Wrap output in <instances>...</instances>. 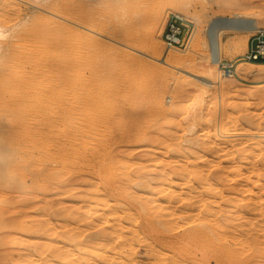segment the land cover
Segmentation results:
<instances>
[{
    "label": "rangeland",
    "instance_id": "obj_1",
    "mask_svg": "<svg viewBox=\"0 0 264 264\" xmlns=\"http://www.w3.org/2000/svg\"><path fill=\"white\" fill-rule=\"evenodd\" d=\"M5 2L7 4L3 5ZM0 7V23H2V29L5 34H3L4 36H0V72L2 74V77L0 75V80L3 82V85H8L9 88L8 91V88L4 85L2 88H4L5 91L2 90V83H0V94L2 92L0 95L2 97H0L2 99V101L0 100V120H2L3 115L7 116L8 114L5 124V117L0 124V140L3 141L2 145V142L0 143L2 146L0 148H3L0 149L1 154L2 152L7 154L4 148L5 145L10 144V141L12 142L13 139H15V130L12 128H10L11 130L9 129V127L12 126V124H9V122L11 123L9 118L12 119V114L17 115V113H20L24 108L21 113L24 115H27L28 113L30 117L35 116V118L33 117L28 120L31 127H42L46 125L50 116L52 117L54 114V117L63 111L62 106L56 104L57 102L54 103L59 97L54 91L57 90L60 95L58 88L60 89L61 86V90L66 88L64 91H66L67 95H63L64 91H62L61 98L62 95L67 98L72 91L71 89H73L76 82H78L75 77H78L79 75L78 79L81 81L83 78L84 80L86 78L88 79L91 77V74L94 75V73H96L98 67L96 65L98 64V61L96 62L95 59L97 58L100 67L102 66L106 68L109 67V65L110 68L112 67L111 70H109L110 68L107 70L109 73L104 70L105 72L101 74L104 76L103 79L99 76V80H96L98 84L100 83V87L102 84V87L104 88L103 85L105 84V88L110 90L111 86H113L112 90L115 89V91L116 87L117 91L123 88H131L127 93L132 97L130 98V103L128 105L129 109L127 110L125 107L126 110H121L124 115L118 118L119 121L117 120V124H120L121 126L127 125L128 118H126L125 111H128L127 114L133 113L132 115L135 116L136 120L128 124L129 126L134 127L135 132L130 140L127 142L125 141L126 139L124 142H102V146L100 143L103 140L101 136L104 132L102 130L103 134L102 132L100 133L101 130L99 128H103L105 123L100 120H95V125L98 126V122L100 125L97 129L98 131H95L98 136L95 132L93 135L85 133L86 130L83 126L84 132H82L81 129V137L76 143L82 148L84 153L86 152L87 156L89 155L88 157L90 159H87L86 161L88 164H82V162L78 163L79 166L71 164L69 165V173L67 172L68 168L66 169L67 174L65 171L64 174L60 169L55 170L56 172L54 174L57 173V175L55 177L54 174H52L51 177L53 178L54 176V178L50 180L48 179V176L46 177V175L43 174L45 170L47 171L49 166H56V163L58 162L57 160H53L49 154H43L42 148H35L36 146L32 148V159L29 157V164H27L29 166L30 163L32 164L31 173L29 171L30 174L25 173L26 169L23 165L26 162L23 160V155L20 153L21 151H16L18 153L15 152L18 165H22L21 167L24 169L19 167L18 170L20 169V171L16 170V172L18 171V175L16 172L14 173L16 181L15 187H17H14V191L16 192H13V198H15V203L13 202V205L12 203L7 204L6 202L7 197L9 196L8 194H10V187H4V189H7L6 194L4 189L2 192L0 191V202L2 201V204H0V210L3 215L2 217L5 215L7 218H5L6 223L3 222L2 226L0 225V264H43L45 260H48V264H85L86 261L84 254L88 253V251H92L87 250L88 245L89 249H91L93 245L92 249L95 250L97 247L101 246L100 244L105 245L106 242L108 244L111 242L115 247L111 244H106V246H109L110 248H112V246L113 248H118L123 242L121 241L122 236L119 237V235L122 234H120V231H124L127 226L130 230L126 229L125 231L129 232H123L127 235V241H124L131 242L132 240L134 246L133 244L131 246V243L130 245L126 243V247L131 246L130 251L129 247L126 248V254L134 252L135 256L133 255L132 257L131 255V257H129V254H127L129 258L126 256V264H129L133 260H135V264H172L173 259L174 261L177 260L175 257L178 258L177 264H236V262L237 264H264V257L261 256V258H258L259 255L257 253L254 254L251 252L250 254L249 250H247L249 254L246 251L245 254L240 251V254L243 253L244 256L241 257L240 254L238 256L237 250L239 252L242 246L239 245L238 247V244L240 243H238L237 240H239V238L235 239V237H231V235L239 237L242 232L247 233V231L249 232L254 226L255 229L258 230V237L261 236V238L264 239V235L262 236L264 230L259 233V228L262 229L264 223V214H260L264 212V176H262L263 179H259V176L257 177V172L259 173V171L264 174L263 166V170L258 171L257 169V167L262 168L261 164H264L261 162L262 159H260V156L264 155V64L256 65L240 58L247 49L251 32L222 28L219 34L221 58L217 64L212 63L211 61L208 40L210 37L207 36V27L210 25L211 21L218 16L227 19L234 16H241L248 19L258 20L260 28H264V0H0ZM158 11H162L163 13L160 20V27L155 36L156 38H150L148 34V23L141 21V18H143V16L145 17L147 14V16L150 14L155 15ZM172 13L182 14L194 24L195 29L192 43L187 50L169 48L162 38V32L167 18ZM36 19L40 21H37ZM42 24H44L46 28H43L44 25L42 26ZM31 27L33 29H30ZM48 27H51V29ZM33 32H35V35L38 34V36H36L38 38L35 37L34 39ZM39 32L42 35H45L44 37L42 36L44 43L42 42L43 45L41 46V49L43 53L38 50L42 41V39H39L41 38ZM31 35L33 36V40ZM125 35V38L122 37ZM47 37L48 39L46 40L45 38ZM28 38L30 39L31 44H27ZM50 38L52 39L51 44ZM48 40H50V42ZM54 40L56 41V45ZM61 40L65 45L61 43L59 48L58 44H60L59 41ZM68 40L71 42H68ZM155 41L162 43V46L155 48ZM15 42L17 43L15 44ZM73 42L74 45H76L77 42L80 43L77 44L78 46H71ZM19 43H21V45ZM24 44L26 45L25 47ZM44 45L45 48L47 46L46 49L44 48ZM19 46L20 49H18ZM70 46L73 47V49L70 48ZM26 47L28 50L26 49V52H24ZM34 47L35 49H38L34 50ZM29 48H32L33 50V52L32 50L30 51V57L29 54H27V52L29 53ZM48 48H51L50 51L52 53L49 52ZM61 48L64 52L66 51L64 55L61 52ZM69 48L70 50L72 49L73 53L79 48L83 50V52H81V50L77 51L79 53L81 52V54L83 53L82 55H79L78 53L80 56L79 61L81 59L79 65L82 64L81 62H83V64L81 67H78L79 71L77 72V75L75 74V69L77 71V68L68 64L63 66V63L60 62H64V60L67 59L66 56L69 53ZM56 49H58V51L60 49V53H58V51L55 53ZM12 50L14 51L12 52ZM16 50H18V54L20 53V56L18 55L19 57L23 56L22 59L11 56L12 60L8 63L10 59L9 53L11 54L12 52L13 55ZM43 50H45V52ZM46 52L48 56L46 54L44 55ZM17 53H15V55ZM39 53H41V57ZM7 54L9 59L6 58ZM90 54L91 57H89ZM168 54H174L182 58L185 57L184 62L177 67H171L161 63L159 59ZM35 55H37L36 57L38 60L34 59L36 58ZM42 55L45 57L47 56L46 58L43 57L45 63L42 62ZM54 56L58 58H55ZM86 56L88 58H86ZM27 57L31 58V60L27 59ZM39 57L41 59H39ZM92 57L95 58V64H93ZM52 58L55 60L54 62L52 61ZM63 58L64 60H62ZM91 58L92 62L90 63ZM14 59L16 60L14 61ZM32 59L40 61L38 66L37 63L34 62L35 66L38 67V70L40 69V71H38L31 63L33 62ZM19 60L23 61L21 64L25 65V71H23V67H20L21 64ZM45 60L49 62H46ZM228 60H238L236 62V71L232 76L223 74L219 65L220 62H226ZM12 61L15 64H18V66H14L13 63V66L17 68H14L13 66L11 67L10 64H12ZM16 61H19V63ZM111 61L113 63H111ZM25 62H27V65ZM29 63L30 65H28ZM51 64H53V68L51 67L50 70L49 66H51ZM41 66H44V69ZM58 66L61 70L56 69ZM62 66L67 67L69 71L72 66V72L74 71V73H69L65 68L62 69ZM93 66H95L96 71H94ZM31 67L34 68L33 70L36 69L35 72L33 71V73H31ZM45 67L48 68L46 69ZM239 67H241V69L237 70ZM41 68L46 74L42 72ZM53 69H55V71H53ZM11 70L14 71L12 72ZM62 70L64 71L65 76L63 75ZM80 70L82 71L80 72ZM2 72H4L5 75H3ZM19 72L20 74H18ZM48 72H51V74ZM21 73H25V75L29 74L26 75V77H23L24 74L22 75ZM47 73L49 76H47ZM55 73L60 75H56ZM68 73L72 74V76L75 75L74 77H69L70 75H68ZM81 73L83 74L82 77L80 76ZM8 75H12L11 78H9ZM34 75L37 76V79H35L36 77ZM38 75H40V77ZM109 75L110 77H113H111L112 81L110 80ZM4 76H7L6 81ZM14 76L16 77L15 80ZM94 76H96V74ZM22 77L23 79L26 78V83L23 85L22 83L20 84V81H24ZM38 77L40 79H38ZM41 78L43 82L41 81ZM50 78L54 79V81L52 82ZM208 78L211 80H208ZM47 79L52 83L50 89H48V85L50 84L47 82ZM59 79L63 82L69 79L73 83L71 82L68 87L69 83L67 84V81L64 84L60 82ZM75 79L77 81H75ZM89 79H92V77ZM100 79L103 80L101 81L102 83L100 82ZM13 80L14 84L12 83ZM16 80L18 85H15V83H17ZM33 80L35 84L33 83ZM110 81L111 83L114 81L112 84H115L116 86L112 85ZM29 82L31 86L29 85ZM44 83L48 84L47 86L45 84L47 87L46 91ZM56 83L58 87H56ZM107 84L108 86H106ZM19 85L22 87L21 89H23V92H21L22 90ZM127 85L130 86L127 87ZM25 86L29 87V89L27 88L28 92L24 89ZM32 86L33 91L31 90ZM71 86L73 88H71ZM12 89L13 92H11ZM51 90L53 91L52 94ZM9 92L12 93V97L10 94L12 101L10 99H8V101L6 100L7 97L9 98ZM18 92L23 94V96L25 94V96L23 97ZM156 92H159L158 96L164 103L163 108L155 107L154 95ZM30 93L31 97L33 96L32 99ZM3 94L5 95L4 97ZM37 94L38 97L36 96ZM49 94L52 95L51 97L54 96L57 99L53 98L54 106L51 108L46 102V98L50 97ZM16 96L18 97L16 98ZM38 98L39 100H42L39 102ZM3 100H5L6 106H8L10 102V107L8 106L9 112L7 111L6 115L4 114V111L7 107L3 104ZM17 102H19L18 105ZM20 102L22 107L24 106L23 108L21 105L19 106ZM44 103H46V105H44ZM12 104L13 106H11ZM26 104L29 105L28 108L26 107ZM36 104L38 108L35 107ZM16 107L18 111L16 110ZM19 107H21L20 110ZM91 107L92 105L82 104L79 108V112L82 109L80 116L82 115L86 117L85 115L87 111H89L87 116H90L89 114L93 112L90 110ZM12 108H14L15 111ZM34 108L35 114L33 112ZM39 108H43V110ZM48 109L50 111L49 115H47ZM40 111H42L43 115L37 113ZM121 111L118 114H121ZM81 119H83V117ZM7 120L9 121L8 126L6 125ZM31 120L33 123L30 122ZM44 120H46V123L43 124ZM83 121H85V119H83ZM83 121L81 120V122ZM2 125L5 126V133L7 131L6 129L10 130L9 135L8 133L4 134ZM139 126L141 129H144H142L141 134L137 133V127L139 128ZM11 132L14 134H12V140L10 139ZM5 135L7 136L5 137ZM98 140L101 141L99 142ZM82 144H84L85 147ZM8 153H10V151ZM93 153L94 156H92ZM252 153H254V155ZM89 164L94 165L89 166ZM29 166H27L28 169ZM78 167L79 169H77ZM71 170H74V175H72L73 172H71ZM111 170L115 174V178L117 179L118 177V179H120V181L117 179L120 186H123L120 184L122 181L126 183V187L128 186L126 192L128 193L129 191L128 194L122 192L115 186L114 188L112 187L114 184L113 182L116 179L112 175ZM120 170L124 173L125 177L126 174L130 175V178L127 175V180L130 179L129 181L131 182H127L124 177H119V174L120 176L122 175ZM21 172L25 173V176L21 175ZM109 172L111 173L112 178H114L113 181L111 176H108ZM45 174H48V172ZM58 174H62L63 176H59ZM168 176L169 178L167 179ZM187 179L191 181L193 185H191V182ZM134 181L137 182L135 183ZM132 182L134 183L131 184ZM48 183L50 185H48ZM134 185H136V187ZM129 187H131V193ZM136 191L138 193H136ZM100 193L102 195H100ZM117 194H119L121 198L118 197ZM259 195L263 197V200L258 202L260 199ZM100 196L101 199L103 198V203L100 201ZM257 196H259V198ZM256 199L258 202V210L256 209L246 212L243 207L244 203L247 204L252 201L256 202ZM105 200H107L106 203ZM196 201H200L199 203H201V207L197 206L199 203ZM111 202H115V205L111 204ZM232 202H234L236 206ZM102 204H106V207ZM188 204H190V207ZM109 206L112 207V210L108 209ZM169 208L170 210H168ZM115 212L117 213V216ZM241 213H243L242 217ZM248 214L250 224H248V221H246L247 218L244 216ZM113 215L114 217H112ZM216 215H218L217 220ZM260 215H262V220L257 218L258 220L256 222V216L260 217ZM97 216L99 217V220ZM162 216L166 221L163 220ZM195 216L198 219H196ZM205 216H207L206 219ZM115 218L117 222L113 220ZM185 218L189 222H194H188L187 226ZM251 218L254 219V221L251 220ZM157 219L160 221L159 225ZM183 220L185 221V226ZM88 221L89 223H87ZM90 221L93 222V224H91L94 225V229L90 228ZM120 221L121 223L118 225V222ZM258 221H260V223ZM253 222L254 224L252 225ZM86 223L87 226H85ZM205 223L206 228H204ZM210 223L212 224V227H208L210 226ZM198 224L199 226H197ZM201 224L202 227H200ZM246 224L248 226H246ZM242 225H245L247 228L245 226L243 228ZM76 226L80 227L79 231ZM84 226L85 230L83 229ZM120 226L125 227L124 229H121ZM150 226H152L153 229L152 234ZM219 226L221 230L223 229L222 231L224 234H222ZM199 228L201 230L200 233L204 232L206 236L203 237L202 241H198V243L197 241L191 242V240H193L192 238L199 233ZM214 228L217 229V232ZM114 229H116V231ZM231 229H236V231H230ZM242 229L244 230L242 231ZM255 229L252 230L255 231ZM80 230H82V232ZM191 231H193V233H191ZM77 232L81 233V238L83 237V240L86 237L84 240L85 243L80 240V236H78L80 233L78 234ZM233 232L235 233L233 234ZM236 232H238V235ZM72 233H74L75 239L71 238L70 235H72ZM114 233H118V237L113 235ZM208 234L210 235L208 236ZM225 235H227L226 239L223 238ZM67 236H69V238ZM76 236H78V240L76 239ZM141 236H143V238ZM220 236L222 237L221 239H219ZM93 237L95 238V241ZM115 237H117V239ZM90 238L92 240H90ZM261 238H259L260 241H263ZM74 240H77L76 243ZM98 241L100 244H98ZM88 242L90 243L88 244ZM149 242L150 245H148ZM56 243H60L61 248L58 247L60 250L55 251V253L54 246H57ZM117 243L119 244L117 245ZM135 246L136 248L134 251L133 248ZM53 247L54 249L52 250ZM147 247L154 248V251H152V249L151 252L149 250V252L145 251L149 249ZM50 250H52L51 254L49 252ZM77 252H79V254H76ZM143 252H147V255L143 254ZM165 252L166 254H164ZM232 252L234 253V257ZM66 253H69V255ZM187 253L189 255H187ZM75 255L78 256L75 257ZM142 255H145V257ZM108 256L96 258V260L92 261V264L96 261L97 264H119L117 260L112 259L114 256ZM203 256H207L204 258L206 262L202 260ZM153 258H157V260H154ZM183 258L186 259L184 260ZM60 259L63 261H60ZM138 259L142 262H138ZM149 259L151 260L149 261ZM77 260L79 261L77 262ZM134 263L132 262V264Z\"/></svg>",
    "mask_w": 264,
    "mask_h": 264
},
{
    "label": "bare ground",
    "instance_id": "obj_2",
    "mask_svg": "<svg viewBox=\"0 0 264 264\" xmlns=\"http://www.w3.org/2000/svg\"><path fill=\"white\" fill-rule=\"evenodd\" d=\"M7 3L5 2V4L3 3V5H6ZM10 7V6H9ZM0 9H1V7H0ZM3 9V8H2ZM70 10V9H69ZM14 12V11H13ZM17 12V11H16ZM1 13H2V10H1ZM164 13H165V10H164ZM17 14V13H16ZM162 11H158V12H156V14L154 15V14H150L149 16H143V18H141V21H144V22H146V23H148L147 24V26H149V29H148V27H147V29H148V34H149V37L150 38H154L155 36H156V34L158 33V29H159V27H160V20H161V18H162ZM5 17V16H4ZM13 17V16H12ZM41 18V17H40ZM79 19V18H78ZM91 19V18H90ZM10 20H12V19H10ZM37 21H40V20H38V19H36ZM43 20V19H42ZM80 20H81V18H80ZM47 21V20H46ZM83 21V20H82ZM85 21V20H84ZM96 21V20H95ZM140 21V22H141ZM144 22H143V24H144ZM41 23H42V21H41ZM40 23V24H41ZM44 24H42V26H43ZM47 26V25H46ZM94 26V25H93ZM131 26H132V24H131ZM38 27V26H37ZM54 27V26H53ZM56 27V26H55ZM43 28H46L45 27V25H44V27ZM48 28H50L51 29V27H48ZM63 28V27H62ZM68 28V27H67ZM208 29H207V36H209L210 38L208 39L209 40V48H210V58H211V61H212V63H215V64H217L219 61H220V58H221V45H220V38H219V34H220V30L222 29V28H227V29H233V30H245V31H247V32H252V31H255V30H257V29H259L260 28V23L258 22V20H254V19H248V18H246V17H241V16H234V17H231V18H223L222 16H218L216 19H214L213 21H211V23H210V25L207 27ZM30 29H33L32 27L30 28ZM37 29V28H36ZM36 29H34V30H36ZM27 30H28V28H27ZM38 30V29H37ZM57 30V29H56ZM44 31V30H43ZM36 32V31H35ZM35 32H33L34 33V39H35V37L36 36H38V34L37 35H35ZM40 32H41V30H40ZM39 32V34H40V36H41V38H39V39H42V41H41V45L40 44H38V45H40V47H39V49L38 48H36V49H38L39 50V52H42V49H41V46L43 45L42 44V42H43V37L45 36V35H42L41 33ZM56 32V31H55ZM37 33V32H36ZM50 33V32H49ZM122 33H123V31H122ZM4 34V30L2 29V23H0V36H2ZM24 34V33H23ZM57 34V33H56ZM62 34V33H61ZM145 34H146V31H145ZM5 35V34H4ZM3 35V36H4ZM21 35V34H20ZM29 36V35H28ZM32 36V35H31ZM43 36V37H42ZM47 36V35H46ZM49 36H51V35H49ZM63 36V35H62ZM118 36V35H117ZM132 36H133V32H132ZM23 37V36H22ZM30 37V36H29ZM52 37H53V34H52ZM56 37H57V35H56ZM122 37H126V35L125 36H122ZM128 37V36H127ZM25 38V37H24ZM36 38H38V37H36ZM130 38V37H129ZM132 38V37H131ZM156 38V37H155ZM158 38V37H157ZM19 39H21V38H19ZM46 40L48 39V37L47 38H45ZM51 39V38H50ZM92 39H94V38H92ZM18 40V39H17ZM17 40H15V41H17ZM32 40H33V36H32ZM77 40V39H76ZM84 40V39H83ZM121 40V39H120ZM124 40V39H123ZM162 40V39H161ZM45 41V40H44ZM49 42H50V40H48ZM55 41V40H54ZM62 41V40H61ZM61 41H59L60 42V44H58V47L60 48V45H61V43H63V41L61 42ZM70 40H68V42H69ZM81 41H82V39H81ZM24 42V41H23ZM26 42H27V40H26ZM71 42V41H70ZM74 42H76V41H74ZM74 42H73V44H71V46H73L74 45ZM14 43V42H13ZM12 43V44H13ZM17 42H15V44H16ZM31 44V42H30V39L28 38V42H27V44ZM33 43H34V41H33ZM38 43H40V42H38ZM44 43V42H43ZM47 43V42H46ZM52 43V39H51V42H50V44ZM65 43H66V41H65ZM78 43H80V42H77L76 43V45H74V46H78L77 44ZM153 43H154V41H153ZM20 45H21V43H19ZM35 44V43H34ZM37 44V43H36ZM64 44V43H63ZM92 44H93V42H92ZM92 44H90V45H92ZM95 44V43H94ZM38 45H37V47H38ZM53 45V44H52ZM55 45H56V41H55ZM65 45V44H64ZM68 45V44H67ZM69 45H70V43H69ZM22 46H23V44H22ZM21 46V47H22ZM26 45L24 44V47H25ZM29 46V45H28ZM70 46V48H72L73 49V47H71ZM84 46V45H83ZM154 46H155V48H158V47H161L162 46V43H160V42H156L155 41V44H154ZM11 47V46H10ZM49 47V46H48ZM65 47V46H64ZM63 47V48H64ZM68 47V46H67ZM80 47V46H79ZM93 47V46H92ZM33 48V47H32ZM32 48L30 49L29 48V53L27 52V54H29V57H30V51L32 50ZM44 48H45V45H44ZM46 48H47V46H46ZM45 48V49H46ZM53 48H54V46H53ZM52 48V49H53ZM56 48V47H55ZM70 48H69V53H68V55L66 56L67 57V59L66 60H64V58L62 59V60H64V62H62V61H60L61 63H63V66L64 65H66V64H68V65H73V67H75V68H77V71H76V69H75V74L77 75V72L79 71L78 70V67L80 66L81 67V65L83 64V62H81L82 64L81 65H79L80 64V61H81V59H80V61H79V58H80V54H81V52H83V50L81 49V48H79V49H77V50H75L74 52L75 53H73V51H72V49L70 50ZM163 48V47H162ZM18 49H20V46L18 47ZM23 49V48H22ZM26 49H27V47L25 48V51L24 52H26ZM35 49V47H34V50H36ZM40 49H41V51H40ZM49 49V48H48ZM85 49V48H84ZM87 49V48H86ZM90 49V48H89ZM28 50V49H27ZM51 50V48L49 49V52H51L50 51ZM79 50H81V52L79 53V52H77V51H79ZM94 50V49H93ZM14 50H12V52H13ZM17 51L18 50H16L15 51V53H17ZM20 51V50H19ZM44 52H45V50H43ZM48 51V50H47ZM56 51H58V49H56L55 50V53H56ZM120 51V50H119ZM12 52H11V54L9 53V57H10V59H9V57H8V54H7V57L6 58H8L9 59V61H8V63H10V61L12 60V58H11V56L12 57H16V58H21L22 59V57H19L20 55V53L18 54H16L15 55V53H13V55H12ZM32 52H33V50H32ZM49 52H48V54H49ZM61 52H62V54L64 55L65 54V52H64V50H62V48H61ZM86 52V51H85ZM125 52V51H124ZM37 53V52H36ZM43 53V52H42ZM52 53V52H51ZM50 53V54H51ZM55 53H54V55H55ZM58 53H60V49H59V51H58ZM78 53H79V55H78ZM87 53V52H86ZM21 54H23V53H21ZM26 54V55H27ZM32 54V53H31ZM40 54V57H41V53H39ZM47 55V52L46 53H44V55ZM83 54V53H82ZM81 54V55H82ZM88 54H89V52H88ZM87 54V55H88ZM94 54H95V52H94ZM175 54V53H174ZM174 54H168V55H166V56H164L163 58H160L159 59V61L161 62V63H163V64H165V65H167V66H171V67H177V66H179L180 64H182L183 62H184V58H182V57H179V56H176V55H174ZM19 55V56H18ZM96 55V54H95ZM37 55H35V57H36ZM48 56V55H47ZM46 56V57H47ZM117 56V55H116ZM29 57H27V59H29V60H31V58H29ZM32 57V56H31ZM39 57V59H41ZM43 57H45V56H43L42 55V62L43 63H45L44 61H43ZM45 57V58H46ZM55 57V56H54ZM84 57H85V55H84ZM89 57H91V54L89 55ZM124 57V56H123ZM24 58H25V56H24ZM24 58H23V60H24ZM33 58H34V56H33ZM55 58H58V57H55ZM86 58H88L87 56H86ZM93 58V57H92ZM92 58H91V60H90V63L92 62ZM95 58H96V56H95ZM95 58H93V64H95L97 61H98V64H99V60H98V58L97 59H95ZM26 59V58H25ZM34 59H36V60H38V58L36 57V58H34ZM34 59H32V61L33 62H31L34 66H35V64H34V62H36L37 63V66L39 65L38 63H40V61H35ZM50 59H51V57H50ZM61 59V58H60ZM94 59L96 60V62L94 61ZM108 59V58H107ZM107 59H106V65H107ZM16 59H14V61H15ZM46 60H48V59H46ZM45 60V61H46ZM6 61V60H5ZM5 61H4V63H5ZM20 61V60H19ZM19 61H16V62H18L19 63ZM27 61V60H26ZM52 61L54 62L55 60L52 58ZM84 61V60H83ZM46 62H49V61H46ZM52 62V63H53ZM95 62V63H94ZM104 62V61H103ZM7 63V62H6ZM8 63H7V65H8ZM13 61H12V64H10L11 65V67L13 66ZM21 63H23V61L21 60L20 61V64ZM26 63V65H27V62H25ZM55 63H57V62H55ZM105 63V62H104ZM111 63H113L112 61H111ZM253 64H256L257 62H252ZM1 64V63H0ZM32 64H31V66H32ZM42 64V63H41ZM40 64V65H41ZM96 65V66H98L97 67V71L95 70V66H93V68H94V71H96V73H94V75L96 74V76H94L93 74H91V77H92V79H89V78H91V77H89L87 80L85 79L84 80V78H83V80H81V81H79V79H78V77H79V75H78V77H75V78H77V80H78V82H76V84L74 85V88L71 86V88H73V89H71L72 91L69 93V96L67 97V98H65V96H63L64 94H66V91H64L65 89H63V90H61V87H60V89L58 88V90L60 91V95H59V93H58V91L56 92V91H54V93L56 94L57 93V95L60 97V99H59V97L56 99V97H51L52 95V90H51V94H49L50 95V97L49 98H46V102H47V104H48V106L51 108V107H53L54 106V104H53V101H54V99L53 98H55L57 101H55L54 103H56V104H58L59 106H62V108H63V111L62 112H60L59 114H57V115H55L54 117H53V115H52V117L50 116V118L48 119V117H47V119H48V121H47V123H46V120H44L43 121V124L44 123H46V125H44V126H36V127H31L30 126V124H29V119L30 118H35V116H29V114L27 113V115H24L23 113H21V112H23V110H24V106L22 107V104H21V102H20V104H19V106L21 105V107L23 108L22 109V111L19 113H17V115L16 114H12L13 116H12V119L11 118H9L10 120H11V123L7 120V126H8V122H9V124H12V126L11 127H9V129L10 128H12L13 130H15V132H14V134H15V139H13V133L11 132V140L13 139V141L11 142L10 141V144H8V145H5V150H6V153L7 154H5L4 152H2V154L0 153V191L2 192L3 191V189H4V187L5 188H7V187H10V194H8L9 196V198L7 197V200H6V202H7V204H11L12 203V205L15 203L14 202V199L15 198H13V192H16V191H14V187H15V183H16V181H15V178H14V173L16 172V170H18V168L19 167H21L22 165H18V163H17V161H16V155H15V152L16 151H21L20 153L23 155L22 157H23V160H24V162H26L24 165H23V167L26 169V171H25V173L26 174H30L31 173V163H30V166L29 165H27V164H29V157H31V155H33L32 154V148H34V146H36L35 148H42V151H43V154L45 153H47V154H49L52 158H53V160H57V162L58 163H56V166H49L48 167V169H47V171L45 170V172H44V174L43 175H46V177L48 176L49 178V180L50 179H53L54 178V176L56 177V175H57V173L56 174H54L56 171L55 170H58V169H60V170H62L63 171V173H64V171L66 172V169L68 168V170H67V172L69 173L70 172V170H69V165H71V164H73V165H77V166H79L78 165V163H81L82 162V164H85L86 163V161H87V159L89 160L90 158L87 156V154H86V152L84 153L83 152V150H82V148L81 147H79L78 145H77V143H76V141L77 140H79V138L81 137V133H80V131H81V129H82V132H84L83 131V129L85 128V130H86V132L85 133H87V134H89V135H93L94 134V132L95 131H98L97 129L100 127V125H99V122L97 123L98 124V126L97 125H95V120H100V121H102L103 123H105V125H104V127L103 128H99L101 131H100V133L102 132V130H103V132H104V134H103V132H102V138H103V140L101 141V143H100V145L102 146V142L103 143H107V142H113V141H123L124 142V140L127 142L128 140H130V138H132L133 137V135H134V127H131V126H129L128 124H130L131 122H134V121H136L135 120V116H133L132 114L133 113H129V114H127L128 113V111H125L126 109L128 110L129 109V107H128V105H129V103H130V98H132L131 97V95L130 94H127L130 90L129 89H131V88H129V89H127V88H123V89H121V90H118L117 91V87H116V91H115V89H113L112 90V87L113 86H111V89H110V86H109V89L110 90H108L107 88H105V84L103 85L104 86V88L102 87V84H101V87H100V83L98 84L97 83V81L96 80H99V78L100 77H102V79H103V75H101L102 73H104L105 71H107L109 68H110V65H109V67H106V68H104V67H100L99 65ZM117 64V63H116ZM18 66V64H15L14 63V66ZM28 65H30V63L28 64ZM44 65V64H43ZM60 65V64H59ZM105 65V64H104ZM105 65V66H106ZM114 65V64H113ZM13 66V67H14ZM20 66V65H19ZM62 66V69H64L65 68V70L67 69L68 70V68L67 67H63ZM112 66V65H111ZM118 66V65H117ZM10 67V68H11ZM20 67H23V71H25V65H22L21 64V66ZM28 67V66H27ZM36 67V66H35ZM42 67V66H41ZM51 67L53 68V64H51V66H49V68H50V70H51ZM56 67H57V65H56ZM7 68V67H6ZM5 68V69H6ZM14 68H17V67H14ZM43 69H44V66L42 67ZM42 68H41V70H42ZM46 68V67H45ZM48 68V67H47ZM46 68V69H47ZM55 68V67H54ZM59 68V69H58ZM58 68H56L57 70H61V68L58 66ZM18 69L20 70V68L18 67ZM17 69V70H18ZM34 68H32L31 67V69H30V71L32 70V72L31 73H33V71L35 72V70L37 69L38 70V67H36V69L35 70H33ZM74 69V68H73ZM80 69V68H79ZM112 69V67L109 69V70H111ZM116 69V68H115ZM239 69H241V67H239V68H237V70H239ZM2 70H3V67H2ZM105 70V71H104ZM114 70V69H113ZM12 71V70H11ZM14 71V70H13ZM12 71V72H13ZM21 71V70H20ZM28 71V70H27ZM38 71H40V69L38 70ZM53 71H55V69H53ZM63 71V70H62ZM69 71V70H68ZM82 70H80V72H81ZM42 72H44L43 70H42ZM58 72V71H57ZM74 73V71L72 72V66L70 67V71H69V73ZM79 72V73H80ZM108 73H109V71H107ZM3 73V75H5V73L4 72H2ZM8 73V72H7ZM10 73V72H9ZM26 73V72H25ZM25 73H23L24 75H25ZM45 73V72H44ZM48 73H50L51 74V72H48ZM48 73H47V76H49L48 75ZM68 73V75H70L69 77H71L72 76V74H69ZM111 73H112V71H111ZM17 74V73H16ZM18 74H20V72L18 73ZM22 74V73H21ZM22 74V75H23ZM29 74V73H28ZM28 74H26V75H28ZM34 74H36V73H34ZM46 74V73H45ZM52 74H54V73H52ZM56 75H60V74H57V73H55ZM66 74V73H65ZM74 74V75H75ZM0 75H1V77H2V74H1V72H0ZM14 75V74H13ZM23 75V77H26V75L24 76ZM31 75V74H30ZM29 75V76H30ZM63 75H64V71H63ZM74 75L72 76V77H74ZM82 73L80 74V76L82 77ZM105 75V74H104ZM111 75V74H110ZM110 75H109V77H110ZM113 75V74H112ZM12 76V75H11ZM11 76L10 75H8V77L9 78H11ZM17 76V75H16ZM36 78L35 79H37V76L36 75H34ZM39 77H40V75H38ZM43 76V75H42ZM41 76V77H42ZM65 76V75H64ZM100 76V77H99ZM5 77V81H6V78H7V76H4ZM15 77V76H14ZM13 77V78H14ZM23 77H22V79H23ZM38 77V79H40ZM67 77V76H66ZM80 77V78H81ZM97 77V78H96ZM99 77V78H98ZM112 77V76H111ZM111 77H110V80H111ZM117 77H119V76H117ZM117 77H116V79H117ZM29 78V77H28ZM28 78H27V80H28ZM31 78V77H30ZM32 78H34V77H32ZM47 78V77H46ZM56 78H57V76H56ZM64 78V77H63ZM106 78H108V77H106ZM113 78V77H112ZM115 78V77H114ZM16 79V77L14 78V80ZM17 79H18V77H17ZM19 79H20V77H19ZM26 79V78H25ZM25 79H23L24 81H20V84L22 83V85L24 84V83H26V81H25ZM44 79H45V76H44ZM58 79V78H57ZM57 79H56V81H57ZM82 79V78H81ZM105 79V78H104ZM115 79V80H116ZM210 78H208V80H209ZM14 80L12 81V83L14 84ZM50 80H52V82L54 81V79H52V78H50ZM66 80V79H65ZM74 80V79H73ZM76 79H75V81H77ZM114 80V81H115ZM211 80V79H210ZM9 81H10V79H9ZM29 81H30V79H29ZM38 81V80H37ZM41 81H42V78H41ZM55 81V82H56ZM59 81L60 82H62V83H66V81H67V84L69 83V85H68V87L70 86V83L72 82L71 80H69V79H67L66 81H61V79H59ZM101 81H103V80H101L100 79V82ZM107 81H108V79H107ZM112 81V80H111ZM111 81H110V83H111ZM113 81V82H114ZM121 81V80H120ZM16 82H17V80H16ZM36 82V81H35ZM43 82V81H42ZM41 82V83H42ZM47 82H49V80L47 79ZM46 82V83H47ZM112 82V83H113ZM128 82V81H127ZM130 82V81H129ZM212 82H213V80H212ZM0 83H2V85H1V88H2V86H4L3 85V82L0 80ZM9 83V82H8ZM33 83H34V80H33ZM46 83H44V87H45V91H46V86L48 85V84H46ZM73 83V82H72ZM102 83V82H101ZM111 83V84H112ZM116 83V82H115ZM31 84H32V82H31ZM35 84V83H34ZM45 84H46V86H45ZM49 84L50 85H48L49 87H48V89H50V87H51V85H52V83H50L49 82ZM129 84V83H128ZM15 85H18V82L17 83H15ZM14 85V86H15ZM29 85H30V82H29ZM28 85V86H29ZM41 85V84H40ZM56 85V87H58L57 86V83L55 84ZM61 85H63V84H61ZM112 85H115V84H112ZM131 85V84H130ZM130 85H127V87L128 86H130ZM6 86V85H5ZM10 86V85H9ZM31 86V85H30ZM106 86H108V84L106 85ZM116 86V85H115ZM114 86V87H115ZM118 86V85H117ZM7 88H8V85L6 86ZM16 87V86H15ZM19 87H20V85H19ZM12 88V87H11ZM14 88V87H13ZM22 87H20V89H21ZM27 88L29 89V87H24V89H26V91L28 92V90H27ZM54 88V87H53ZM52 88V89H53ZM118 88H119V86H118ZM30 89H31V87H30ZM47 89V90H48ZM70 89V88H69ZM2 90H4L5 91V89L4 88H2ZM22 90V91H21ZM20 91L21 92H23V89H21ZM32 91H33V86H32V89H31ZM108 90V91H107ZM126 90V91H125ZM0 91H1V89H0ZM8 91H9V88H8ZM19 91V90H18ZM34 91H35V89H34ZM62 91H64V93H63V95H62V98H61V94H62ZM70 91V90H69ZM11 92H13V89H12V91ZM15 92V91H14ZM16 92H17V89H16ZM19 93V92H18ZM45 93V92H44ZM49 93V92H48ZM121 93H122V95H121ZM124 93H126V94H124ZM1 94H2V92H1ZM0 94V95H1ZM10 94H11V97H12V93H10L9 92V98L7 97V101H8V99H10L11 101H12V98H10ZM20 94V93H19ZM33 94L35 95V93L33 92ZM8 95V94H7ZM20 95H22L23 96V94H20ZM27 95H28V93H27ZM56 95V96H57ZM67 95V94H66ZM159 95V92L157 93L156 92V94L154 95V98H155V107L157 106L158 108H163V106H164V103L161 101V99H160V97L158 96ZM5 95L3 94V97H4ZM24 96H25V94H24ZM23 96V97H24ZM29 96V95H28ZM37 97H38V94L36 95ZM45 96H46V94H45ZM1 97V96H0ZM13 97H14V95H13ZM18 96H16V98H17ZM21 97V96H20ZM19 97V98H20ZM22 97V98H23ZM30 97H31V93H30ZM33 97V96H32ZM32 97H31V99H32ZM36 97V98H37ZM47 97V96H46ZM136 97H137V95H136ZM2 98V97H1ZM0 98V100L2 101V99ZM34 98H35V96H34ZM41 98V97H40ZM83 98V99H82ZM27 100H28V97H27ZM37 100V99H36ZM38 100H39V98H38ZM40 100H42V99H40ZM40 100H39V102H40ZM70 100H71V102H70ZM4 102H3V104L6 106V103H5V100H3ZM29 101H30V99H29ZM27 102V101H26ZM45 102V101H44ZM2 103V102H1ZM14 103V102H13ZM16 103V102H15ZM18 103L19 102H17V105H18ZM9 104H10V102H9ZM8 104V106L10 107V105ZM34 104H35V102H34ZM82 104H86V105H92V107L90 108V110H92L93 112H91L89 115L90 116H87V113H89V111H87V113H86V117H84V116H80V113H81V111H82V109H81V111L79 112V108L82 106ZM24 105H25V103H24ZM44 105H46V103H44ZM1 106H2V104H1ZM4 106V107H5ZM8 106H6L7 107V109L4 111V114L6 115V113H7V111L9 112V109H8ZM11 106H13V104L11 105ZM15 107V106H14ZM21 107H19V110L21 109ZM26 107L28 108L29 107V105H27L26 104ZM35 107H37L38 108V106H37V104H36V106ZM40 107H41V105H40ZM86 107V106H85ZM125 107H126V109H125ZM158 108H157V110H158ZM12 109H14V108H12ZM39 109H41V108H39ZM123 109H125L124 111H125V115H126V118H128V121H127V125H124V126H121L120 124L118 125L117 124V120L119 121V119L118 118H120L121 116H123L124 114L122 113V111H123ZM16 110H17V107H16ZM34 110H35V108L33 109V112H34ZM41 110H43V108L41 109ZM44 110H45V108H44ZM122 110V111H121ZM14 111H15V109H14ZM18 111V110H17ZM36 111H37V109H36ZM118 111V112H117ZM121 111V114H118L119 112ZM3 112V111H2ZM26 112H27V110H26ZM25 112V113H26ZM29 112V111H28ZM41 112V113H40ZM40 112H37L38 114H41V115H43L42 114V111H40ZM49 109H48V114H47V112H46V114L47 115H49ZM84 112V111H83ZM10 113H12V112H10ZM16 113V112H15ZM31 113V112H30ZM43 113H44V111H43ZM32 114V113H31ZM34 114H35V112H34ZM2 115V114H1ZM11 115V114H10ZM45 116V115H44ZM5 117V121H4V124H5V122H6V117L8 118V114H7V116H4L3 115V117H2V120H0V124H1V121H3V118ZM83 117V119H85V121H83V119H81V118ZM90 117V118H89ZM1 118V117H0ZM123 118V117H122ZM94 120V121H91V120ZM40 120H41V118H40ZM43 120V119H42ZM81 120L83 121V122H81ZM35 121V120H34ZM39 121V120H38ZM30 122H32V120L30 121ZM36 122H37V120H36ZM39 122H41V121H39ZM94 122V123H93ZM129 122V123H128ZM33 123V122H32ZM119 123V122H118ZM3 124V123H2ZM102 124V123H101ZM122 124V123H121ZM134 124V123H133ZM142 124V123H141ZM32 125V124H31ZM40 125V124H39ZM80 125V126H79ZM3 126V127H2ZM1 127L3 128V130H4V128H5V126L4 125H2ZM10 126V125H9ZM34 126V125H33ZM83 126H84V128H83ZM103 126V125H102ZM133 126V125H132ZM14 127V128H13ZM143 129V128H142ZM142 129L140 128V126H139V128L137 127V133L138 134H141V132H142ZM146 129V128H145ZM2 130V129H1ZM3 130H2V132H3ZM7 131H6V133H8V135L10 134L9 132H10V130H8V129H6ZM144 130V129H143ZM5 133V130H4V134H6ZM98 133V132H97ZM13 134V135H12ZM95 134H96V132H95ZM137 134V135H138ZM97 135V134H96ZM136 135V134H135ZM7 135H5V137H6ZM98 136V135H97ZM145 136V135H144ZM88 137V136H87ZM90 137V136H89ZM101 137H100V139H101ZM8 138H9V136H8ZM96 138V137H95ZM82 139H84V140H87V139H85V138H82ZM98 139V138H97ZM82 141V140H81ZM88 141H89V139H88ZM90 141H91V139H90ZM99 141V140H98ZM99 141V142H100ZM2 142V143H1ZM93 142H95V141H93ZM98 142V143H99ZM0 143H1V145L3 144V141L2 140H0ZM9 143V142H8ZM82 143H83V141H82ZM118 143V142H117ZM122 143V142H121ZM6 144V143H5ZM84 144H85V141H84ZM84 144H82V145H84ZM0 145V147H2ZM114 145V144H113ZM4 146V145H3ZM89 146V145H88ZM84 147H85V145H84ZM83 147V148H84ZM94 147H96V146H94ZM264 147V146H263ZM0 149H3V148H0ZM95 149V148H94ZM98 149V148H97ZM96 149V150H97ZM4 150V151H5ZM106 150V149H105ZM261 150V149H260ZM1 151H3V150H1ZM10 151V153H8ZM88 151V150H87ZM93 151V150H92ZM98 152V151H97ZM102 152V151H101ZM264 152V151H263ZM16 153H18V152H16ZM19 153V154H20ZM257 153V152H256ZM91 154V153H90ZM99 154L101 155V153L99 152ZM105 154V153H104ZM253 155H254V153H252ZM258 154V153H257ZM261 154V153H260ZM16 156V157H15ZM92 156H94V153H93V155ZM257 156V155H256ZM259 156V155H258ZM251 157V156H250ZM19 159V158H18ZM21 159V158H20ZM31 159H32V157H31ZM255 159V158H254ZM260 159H262L261 160V162H263L264 163V155H262V156H260ZM76 160V161H75ZM94 160V159H93ZM251 160V159H250ZM250 160H248V161H250ZM32 161V160H31ZM22 164H23V162H22ZM86 164H88V163H86ZM91 165H94V164H89V166H91ZM104 165V164H103ZM110 165V164H109ZM253 165H254V161H253ZM27 166H29V169L27 168ZM86 166V165H85ZM252 166V165H251ZM264 167V164H261V167ZM23 167H21V169H24ZM75 167V166H74ZM82 167H83V165H82ZM254 167V166H253ZM252 167V168H253ZM263 167L262 168H260V167H257V169H258V171L259 170H263ZM110 168V167H109ZM72 169V168H71ZM74 169V168H73ZM77 169H79V167L77 168ZM76 169V170H77ZM82 169V168H81ZM98 169V168H97ZM254 169V168H253ZM96 170V169H95ZM114 170V169H113ZM18 171H20V169L18 170ZM18 171L16 172V174L18 173ZM24 171V170H23ZM29 171H30V173H29ZM61 171V172H62ZM74 171V170H73ZM72 170H71V172H73ZM84 171V170H83ZM83 171H82V173H83ZM94 171V170H93ZM104 171H105V169H104ZM124 171V170H123ZM126 171V170H125ZM256 171V170H255ZM48 172V174H45V173H47ZM67 172H66V174H67ZM77 172V171H76ZM85 172V171H84ZM106 172H107V170H106ZM111 172H112V170H111ZM120 172L122 173V171L120 170ZM22 174L21 175H23V176H25V173H23V172H21ZM78 173V172H77ZM119 173V172H118ZM198 173V172H197ZM246 173H247V171H246ZM245 173V174H246ZM19 174H20V172H19ZM52 174H54V176H53V178L51 177L52 176ZM65 174V173H64ZM71 174V173H70ZM76 174V173H75ZM117 174V173H116ZM257 177L259 176V179H263L262 178V176H264V174H262L261 173V171H259V173L257 172ZM18 175V174H17ZM16 175V176H17ZM59 175V174H58ZM72 175H74V172H73V174ZM111 176V173L109 172L108 173V176ZM112 175L114 176L115 174L112 172ZM127 175L129 176V178H130V175L129 174H126V177H125V175H124V173H122V175L120 176V174H119V177H124L126 180H127ZM59 176H63L62 174H60ZM104 176H105V174H104ZM107 176V177H108ZM136 176V175H135ZM170 176V175H169ZM169 176L167 177V179L169 178ZM106 177V176H105ZM132 177V176H131ZM256 177V176H255ZM109 178V177H108ZM114 178H115V176H114ZM114 178H112V176H111V179H112V181L114 180ZM186 178V177H185ZM116 179V178H115ZM117 179H118V177H117ZM117 179L116 180H114V184L112 185V187L114 188V186L115 187H117V188H119L122 192H125V193H127L126 192V189L128 190V186L126 187V183L125 182H123L122 181V183H120L121 185H123V186H120L119 184H118V181H120V179H118V181H117ZM134 179V178H133ZM139 179V178H138ZM138 179H137V181H138ZM190 179V178H189ZM250 179V178H249ZM107 180V179H106ZM110 180V179H109ZM108 180V181H109ZM130 179H128L127 180V182H131V181H129ZM172 180V179H171ZM188 180V179H187ZM19 181V180H18ZM137 181H134L135 183L137 182ZM189 181V180H188ZM134 182H132L131 184H133ZM176 182V181H175ZM189 182H191V181H189ZM20 183V182H19ZM107 183V182H106ZM125 183V184H124ZM52 184V183H51ZM140 184H142V183H140ZM191 185H193L192 184V182L190 183ZM18 185V184H17ZM48 185H50L49 183H48ZM47 185V186H48ZM110 185V184H109ZM215 185V184H214ZM64 186V185H63ZM135 187H136V185H134ZM194 186H196V185H194ZM17 187V186H16ZM15 187V188H16ZM51 187V186H50ZM111 187V186H110ZM215 187V186H214ZM248 187V186H247ZM196 188V187H195ZM61 189V188H60ZM129 189H130V193H131V187H129ZM174 189V188H173ZM251 189V188H250ZM5 190V194H6V190L7 189H4ZM17 190V189H16ZM100 190V189H99ZM104 190V189H103ZM115 190V189H114ZM119 190V191H120ZM175 190V189H174ZM187 190V189H186ZM196 190V189H195ZM9 191V190H8ZM101 191V190H100ZM177 191V190H176ZM106 192V191H105ZM190 192V191H189ZM198 192V191H197ZM128 193H129V191H128ZM127 193V194H128ZM136 193H138L137 191H136ZM173 193V192H172ZM191 194V193H190ZM100 195H102L101 193H100ZM218 195V194H217ZM117 196L118 197H120L119 196V194H117ZM127 196V195H126ZM260 196V195H259ZM259 196H257L258 198H259ZM0 197H1V194H0ZM15 197V196H14ZM107 197V196H106ZM100 198V201L103 203V198L101 199V196L99 197ZM98 198V199H99ZM121 198V197H120ZM252 198V197H251ZM104 199H105V197H104ZM203 199V198H202ZM248 199V198H247ZM198 200V199H197ZM253 200V199H252ZM263 200V197H261L260 196V199L258 200V202L259 201H262ZM106 201L107 200H105V203H106ZM136 201V200H135ZM201 201V200H200ZM200 201H196V202H200ZM203 201H204V199H203ZM248 201V200H247ZM249 201H250V198H249ZM2 202V201H1ZM0 202V204H2ZM3 202H5V201H3ZM14 202V203H13ZM171 202V201H170ZM210 202H212V201H210ZM258 202H257V199H256V202L255 201H252V202H250V203H247V204H245L244 203V205H243V207L245 208V211L246 212H249V211H253V210H258ZM121 203V202H120ZM216 203V202H215ZM233 204H235L234 202H232ZM111 204H114L115 205V202L113 203V202H111ZM102 205H105V207H106V204H102ZM124 205V204H123ZM168 205V204H167ZM173 205V204H172ZM190 204H188V206H189ZM219 205V204H218ZM240 205V204H239ZM166 206V205H165ZM187 206V205H186ZM197 206H200L201 207V203H199V205H197ZM216 206V205H215ZM220 206V205H219ZM235 206H236V204H235ZM261 206V205H260ZM102 207V206H101ZM190 207V206H189ZM200 207H199V209H200ZM205 207H206V205H205ZM262 207V206H261ZM111 208V209H110ZM115 208V207H114ZM119 208H120V206H119ZM124 208V207H123ZM188 208V207H187ZM1 209V208H0ZM108 209L109 210H112V207H108ZM107 209V210H108ZM163 209V208H162ZM166 209V208H165ZM191 209H192V204H191ZM195 209H196V207H195ZM126 210H127V208H126ZM168 210H170V208L168 209ZM167 210V211H168ZM188 210V209H187ZM209 210V209H208ZM218 210V209H217ZM225 210V209H224ZM260 210H261V208H260ZM4 211V210H3ZM116 211V210H115ZM129 211H130V209H129ZM189 211H190V209H189ZM219 211V210H218ZM5 212V211H4ZM4 212H3V214H4ZM114 212V211H113ZM184 212H187V211H184ZM234 212V211H233ZM116 213V212H115ZM117 213H118V211H117ZM117 213H116V216H117ZM163 213H165V212H163ZM167 213V212H166ZM187 213H189V212H187ZM192 213V212H191ZM196 213V212H195ZM214 213V212H213ZM230 213V212H229ZM255 213V212H254ZM119 214V213H118ZM221 214H222V212H221ZM260 214H264V212L263 213H260ZM115 215V214H114ZM114 215L112 216V217H114ZM120 215V214H119ZM132 215H133V213H132ZM156 215V214H155ZM199 215H200V212H199ZM208 215V214H207ZM215 215V214H214ZM213 215V216H214ZM223 215V214H222ZM230 215V214H229ZM242 215H243V213H241V217H242ZM253 215V214H252ZM3 215H2V212H1V210H0V225L2 226V223L3 222H5V220L7 219L6 217H5V215H4V217H2ZM129 216H130V214H129ZM193 216V215H192ZM217 216L218 215H216V220L218 219L217 218ZM224 216V215H223ZM233 216V215H232ZM245 216V218H247L246 219V221H248V224H250V219H248L249 218V214L248 215H244ZM244 216H243V219H244ZM248 216V217H247ZM261 216L262 215H260V217H257L256 216V218H255V220H256V222H257V218H259V220H262V218H261ZM112 217H110V218H112ZM120 217V216H119ZM135 217H136V215H135ZM163 217V216H162ZM183 217V216H182ZM199 217V216H198ZM206 217L207 216H205V219H206ZM215 217V216H214ZM213 217V218H214ZM222 217V216H221ZM225 217V216H224ZM251 217H253V216H251ZM254 217H255V215H254ZM6 218V219H5ZM97 218H98V220H99V217L97 216ZM107 218V217H106ZM117 218V217H116ZM116 218L115 219H113V220H115V222H117L116 221ZM154 218V217H153ZM159 218H160V215H159ZM166 218V217H165ZM184 218V217H183ZM188 218H189V216H188ZM195 218H196V216H195ZM209 218V217H208ZM208 218H207V220H208ZM213 218H211V219H213ZM261 218V219H260ZM180 219V218H179ZM186 219V218H185ZM193 219V218H192ZM191 219V220H192ZM196 219H198V218H196ZM200 219H201V217H200ZM131 220H132V216H131ZM133 220H134V217H133ZM163 220L164 221H166L165 219H164V217H163ZM194 220V219H193ZM214 220H215V218H214ZM242 220V219H241ZM251 220H253L254 221V219H252L251 218ZM264 220V219H263ZM9 221H10V219H9ZM8 221V222H9ZM105 222H107L106 220H104ZM108 221H109V217H108ZM137 221V220H136ZM136 221H134V222H136ZM146 221V220H145ZM186 221H187V226H188V220L186 219ZM203 221V220H202ZM169 222V221H168ZM194 221H192V222H189V223H193ZM197 222H199V221H197ZM209 222H211V221H209ZM212 222H214V221H212ZM252 222V221H251ZM259 223H260V221H258ZM264 222V221H263ZM6 223V222H5ZM87 223H89V221L87 222ZM87 223L85 224V226H87ZM93 224V222H91L90 221V224H89V226H90V228H93L94 229V225H92ZM96 223H99V222H96ZM119 223H121V221L120 222H118V225H119ZM157 223H158V225H159V223H160V221H158V219H157ZM203 223V222H202ZM218 223V222H217ZM216 223V224H217ZM227 223H228V221H227ZM148 224V223H147ZM183 224H184V226H185V221L183 220ZM209 224V223H208ZM220 224V223H219ZM242 224V223H241ZM240 224V225H241ZM254 224V222L252 223V225ZM91 225H92V227H91ZM124 225V224H123ZM127 225V224H126ZM163 225H164V223H163ZM162 225V226H163ZM205 225V227L204 228H206V223L204 224ZM215 225V224H214ZM252 225H251V227H252ZM1 226H0V229H1ZM85 226H84V230H85ZM197 226H199V224L197 225ZM208 226V225H207ZM222 226V225H221ZM243 226V225H242ZM245 226V225H244ZM244 226H243V228H244ZM246 226H248L247 224H246ZM245 226V227H246ZM257 226V225H256ZM263 226H264V223H263ZM263 226H262V229H260L259 228V233H260V231H263L264 230V228H263ZM77 228H78V231H79V229H80V227L79 226H76ZM95 227H96V225H95ZM125 227V226H124ZM124 227H122V226H120V228L121 229H124ZM132 227H133V225H132ZM151 227V231L153 230L152 229V226H150ZM181 227H182V224H181ZM194 227V226H193ZM200 227H202V224L200 225ZM208 227H212V224L210 223V226H208ZM216 227V226H215ZM258 227H259V224H258ZM257 227V228H258ZM75 228V227H74ZM87 228V227H86ZM89 228V227H88ZM119 228V229H120ZM135 228V227H134ZM190 228H191V226H190ZM223 228V227H222ZM247 228V227H246ZM249 228V227H248ZM92 229V230H93ZM126 229H129L130 230V228L127 226V228L125 227V230ZM131 229H133V228H131ZM163 229V228H162ZM212 229V228H211ZM215 229V228H214ZM219 229H220V226H219ZM228 229V228H227ZM252 229H255V227L253 226L252 227ZM250 230L249 232L247 231V229H246V231H247V233H245V232H242L241 234H240V236L239 237H237L236 235H234V236H232L231 235V237H235V239L236 238H239V240H237L238 241V243H240V244H238V247H239V245H241L242 246V248H241V246H240V248H241V250H239V252H238V250H237V255L239 256V254L241 253V252H244V254H245V251L249 254V252L247 251V250H249L250 251V254H251V252H253L254 254L255 253H257L259 256H258V258L260 257L261 258V256L262 257H264V239L263 238H261V236L260 237H258V230L257 229H255V231H253V230ZM66 230V229H65ZM77 230V229H76ZM102 230V229H101ZM100 230V231H101ZM115 231H116V229H114ZM124 230V231H125ZM165 230H166V228H165ZM205 230V229H204ZM217 229H215V231H216ZM221 230V229H220ZM219 230V231H220ZM223 230V229H222ZM221 230V232H222V234H224L223 233V231ZM233 230H235L236 231V229H231L230 231H233ZM244 229H242V231H243ZM81 232H82V230H80ZM95 231V230H94ZM115 231H113V232H115ZM117 231H118V228H117ZM124 231H120V234L121 235H119V237H121V241H123L120 245H119V247L118 248H113V246H112V248H110L109 246L107 247L106 246V244H108L107 242L105 243V242H102V243H105V245H103V244H100L99 243V241H98V244H100L99 246L100 247H97V249H95V250H93L92 249V247H93V245H92V247H91V249H89L88 248V244L90 243V242H88V246H87V250H92V251H88V253H85L84 254V256H85V261H86V263L85 264H92V261L93 260H96V258H99V257H107L108 255L110 256H114L112 259L113 260H117L118 262H119V264H126V256H127V254H129V257H131V255H132V257H133V255L135 256V254H134V252L132 253H127L126 254V248H130L131 246H132V244H133V242H132V240H131V242H125L124 240H126L127 241V235H125V233L126 232H129V231H125V233H123ZM134 231H136V230H134ZM138 231V230H137ZM167 231V230H166ZM186 231V230H185ZM200 228H199V233L198 234H196V236H194V238H192L193 240H191V242H195V241H197V243H198V241H202V239H203V237H205L206 235L204 234V232L203 233H200ZM228 231H229V229H228ZM69 232V231H68ZM87 232H88V229H87ZM102 232V231H101ZM132 232V231H131ZM217 232V231H216ZM78 234L80 233V232H77ZM119 233V232H118ZM118 233L117 234H113V235H115V236H117L118 237ZM153 233V231L151 232V234ZM188 233V232H187ZM191 233H193V231H191ZM207 233V232H206ZM212 233H213V231H212ZM227 233V232H226ZM230 233V232H229ZM235 232H233V234H234ZM263 233V232H262ZM64 234L66 235V233L64 232ZM97 234H98V231H97ZM154 234H155V232H154ZM159 234V233H158ZM228 234V233H227ZM231 234V233H230ZM236 234L238 235V232H236ZM138 235H140V234H138ZM143 235H144V233H143ZM210 234H208V236H209ZM215 235H216V233H215ZM221 235V234H220ZM261 235V234H260ZM264 234H262V236H263ZM71 236V238L72 239H75L74 238V233H72V235H70ZM73 236V237H72ZM78 236H80V240L83 242V243H85V238H84V240H83V237L81 238V233L78 235ZM78 236H76V239L78 240ZM82 236H83V233H82ZM101 236V235H100ZM170 236V235H169ZM173 236V235H172ZM191 236V235H190ZM214 236V235H213ZM219 236V235H218ZM218 236H216V237H218ZM230 236V235H229ZM68 238H69V236H67ZM98 237V236H97ZM117 237H115L116 239H117ZM142 238H143V236H141ZM226 237H227V235H225L223 238H225L226 239ZM91 238H92V236H91ZM90 238V240H92ZM94 238V237H93ZM130 238V237H129ZM190 238V237H189ZM222 237L220 236L219 237V239H221ZM259 238H261V239H263V241L261 240L260 241V239ZM1 239V238H0ZM88 239H89V236H88ZM106 239H107V237H106ZM149 239V238H148ZM147 239V240H148ZM76 240V241H77ZM101 240V239H100ZM105 240V239H104ZM115 240V239H114ZM189 240V239H188ZM213 240V239H212ZM224 240V239H223ZM63 241H64V238H63ZM76 241L74 240V242L76 243ZM89 241V240H88ZM94 241H95V238H94ZM108 241V240H107ZM142 241V240H141ZM145 241V240H144ZM169 241V240H168ZM221 241V240H220ZM233 241V240H232ZM236 241V240H235ZM234 241V242H235ZM51 242H52V240H51ZM56 242V241H55ZM82 242H80L81 244H83ZM93 242V241H92ZM117 242V241H116ZM79 243V244H80ZM126 243L127 244H129L130 245V243H131V246H128V247H126L127 245H126ZM170 243V242H169ZM222 243V242H221ZM59 244V245H58ZM56 243V245L57 246H54L55 247V249H54V247L52 248V250L54 249V252L55 251H58V250H60V248H61V245H60V243ZM78 244V243H77ZM92 244V243H91ZM110 244L111 245H114V244H112L111 242H110ZM110 244H108V245H110ZM119 243H117V245H118ZM137 244V243H136ZM154 244H155V242H154ZM160 244H162V243H160ZM166 244H167V241H166ZM172 244V243H171ZM194 244V243H193ZM209 244V243H208ZM224 244H225V242H224ZM235 244V243H234ZM148 245H150V242H149V244ZM187 245V244H186ZM227 245V244H226ZM236 245V244H235ZM68 246V245H67ZM95 246V245H94ZM133 246H134V244H133ZM188 246V245H187ZM195 246V245H194ZM223 246H225V245H223ZM33 247H35V246H33ZM51 247V246H50ZM58 247H60L59 249H58ZM114 247H115V245H114ZM139 247H141V246H139ZM151 247V246H150ZM150 247H147V248H149V249H147V250H145V251H150L151 252V249H152V251H154V248H150ZM153 247V246H152ZM232 247V246H231ZM235 247V246H234ZM70 248V247H69ZM68 248V249H69ZM96 248V247H95ZM135 248H136V246L133 248L134 249V251H135ZM171 248V247H170ZM188 248V247H187ZM229 248V247H228ZM51 249V248H50ZM57 249V250H56ZM196 249V248H195ZM205 249V248H204ZM209 249V248H208ZM231 249H233V248H231ZM231 249H230V253H231ZM52 250H50L49 252H50V254H51V252H52ZM131 250V248L129 249V251ZM177 250V249H176ZM251 250H253V251H251ZM254 250H255V252H254ZM148 251V252H149ZM158 251V250H157ZM175 251V250H174ZM241 251V252H240ZM48 252V251H47ZM53 252V253H54ZM62 252V251H61ZM64 252V251H63ZM128 252V251H127ZM163 252V251H162ZM56 253V252H55ZM69 253H71V252H69ZM69 253H66L67 255H69ZM179 253H180V251H179ZM184 253H186V252H184ZM234 253H235V250H234ZM233 252H232V255L234 254ZM252 253V254H253ZM76 254H79V252H77ZM82 254V253H81ZM143 254H146L147 255V252H143ZM152 254H154V253H152ZM156 254V253H155ZM161 254V253H160ZM164 254H166V252L164 253ZM182 254V253H181ZM56 255V254H55ZM73 255V254H72ZM138 255V254H137ZM186 255V254H185ZM187 255H189L188 253H187ZM64 256V255H63ZM76 256H78V255H75V257ZM81 256V255H80ZM108 256V257H109ZM110 256V257H111ZM142 256H144L145 257V255H142ZM158 256V255H157ZM160 256V255H159ZM172 256H173V254H172ZM178 256V255H177ZM240 256L242 257V256H244L243 255V253L242 254H240ZM82 257V256H81ZM128 257V256H127ZM128 257V258H129ZM165 257V256H164ZM207 257V256H206ZM206 257H202L203 259V261H205V259L204 258H206ZM233 257H234V255H233ZM66 258V257H65ZM64 258V259H65ZM68 258V257H67ZM74 258V257H73ZM80 258V257H79ZM137 258V257H136ZM139 258V257H138ZM150 258V257H149ZM163 258V257H162ZM177 260H178V258L177 257H175ZM187 258H188V256H187ZM76 259V258H75ZM147 259V258H146ZM154 260L156 259L157 260V258H153ZM159 259V258H158ZM167 259H168V257H167ZM175 259V260H176ZM180 259V258H179ZM184 259V258H183ZM186 259V258H185ZM184 259V260H185ZM200 259V258H199ZM231 259H233V258H231ZM236 259V258H235ZM239 259H240V257H239ZM244 259V258H243ZM245 259H246V257H245ZM45 260V259H44ZM69 260V259H68ZM129 260H132V259H129ZM140 259H138L137 261L138 262H142V261H139ZM151 259H149V261H150ZM164 260H165V258H164ZM177 260L176 261H174V259H173V262H172V264L174 263L175 264V262H176V264H177ZM42 261V260H41ZM48 260H45L44 262H43V264H48V262H47ZM60 261H63L62 259H60ZM79 260H77V262H78ZM82 261V260H81ZM116 261V262H117ZM134 261L135 260H133V261H131L130 263H129V261H128V263L129 264H132V262L134 263ZM136 261V262H137ZM144 261V260H143ZM166 261V260H165ZM179 261H181V260H179ZM241 261H242V263H243V260H242V258H241ZM83 262H84V258H83ZM206 262V261H205ZM100 263V262H99ZM114 263H115V261H114ZM146 263V262H145ZM158 263V262H157ZM257 263V262H256ZM50 264V263H49ZM76 264V263H75ZM94 264H97V261L96 262H94ZM116 264H118V263H116ZM135 264V263H134ZM136 264H138V263H136ZM147 264V263H146ZM201 264V263H200ZM236 264H237V262H236ZM240 264V263H239Z\"/></svg>",
    "mask_w": 264,
    "mask_h": 264
},
{
    "label": "built area",
    "instance_id": "obj_3",
    "mask_svg": "<svg viewBox=\"0 0 264 264\" xmlns=\"http://www.w3.org/2000/svg\"><path fill=\"white\" fill-rule=\"evenodd\" d=\"M194 24L182 14L172 13L168 16L162 38L167 47L187 50L192 43ZM246 62H260L264 60V28L251 32L246 51L240 56ZM238 60L220 62L222 73L232 76L236 71Z\"/></svg>",
    "mask_w": 264,
    "mask_h": 264
},
{
    "label": "crops",
    "instance_id": "obj_4",
    "mask_svg": "<svg viewBox=\"0 0 264 264\" xmlns=\"http://www.w3.org/2000/svg\"><path fill=\"white\" fill-rule=\"evenodd\" d=\"M258 64H264V60L256 63V65Z\"/></svg>",
    "mask_w": 264,
    "mask_h": 264
}]
</instances>
